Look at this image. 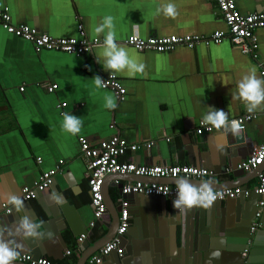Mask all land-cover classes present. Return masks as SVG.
<instances>
[{
    "label": "crops",
    "instance_id": "0c3cea01",
    "mask_svg": "<svg viewBox=\"0 0 264 264\" xmlns=\"http://www.w3.org/2000/svg\"><path fill=\"white\" fill-rule=\"evenodd\" d=\"M162 2L168 0H0L1 6L9 8L13 23L26 24L54 37H78V27L82 25L90 40H103L104 34L97 36L94 28L103 17L111 15L116 43L145 65L143 74L135 77L126 72L116 74L127 90L126 99L119 101L112 90L96 89L92 79L96 75L109 76L98 55L100 46L83 56L36 52L32 43L15 38L0 27V213L3 202L18 195L23 186L33 185L42 172L64 161L49 189L34 200L23 201L19 211L13 206L10 215H1L0 240L12 242L10 246L18 252L35 259L45 258L51 264H79L82 255L115 225V209L110 207L112 216L107 213L94 228L96 235L103 238L93 241V229L91 238L85 241L87 245L84 242V246H78V237L90 230L92 220L79 137L97 145L119 135L128 143L141 146L128 152L123 160L137 165H194L213 172L201 179L211 184L237 181L236 187L244 189L257 185V171L242 173L236 167L255 146L264 144V108L256 111L260 115L246 123L238 136L216 131L199 137L195 129L208 107L224 110L228 118L246 111L234 96L239 81L250 70L255 69L257 77L263 79L258 63L229 40L193 49L178 47L165 53L139 52L124 44L132 34L147 39L210 36L226 30L213 3L171 0L177 8L176 17L171 18L157 14ZM237 5L244 15L264 11V0H238ZM256 35L264 60V29ZM53 84L58 88L50 93L46 86ZM20 87H24L23 92ZM105 94L115 98L114 111L104 107ZM62 103L66 107L60 108ZM62 112L82 119L77 135L62 130ZM150 141H155L151 149L142 147ZM258 170L264 174V163ZM114 180L125 183L135 182L136 178L110 177L105 181L108 199L120 209V188ZM166 184L177 185V180ZM127 200L130 226L127 237L122 239L124 264H238L242 245L236 236H242L241 227H247L252 220L256 204V198L251 196L249 201L227 199L214 202L208 209L194 206L178 213L171 199L130 195ZM49 212L57 217H48ZM24 216L30 222H41L37 237L25 238L22 231H17ZM115 259L114 254L103 263L121 264ZM251 259L252 264H264V227Z\"/></svg>",
    "mask_w": 264,
    "mask_h": 264
},
{
    "label": "built area",
    "instance_id": "2783aa9c",
    "mask_svg": "<svg viewBox=\"0 0 264 264\" xmlns=\"http://www.w3.org/2000/svg\"><path fill=\"white\" fill-rule=\"evenodd\" d=\"M213 3L226 24V30L215 31L210 36L198 35H169L162 37L141 38L138 34H132L124 42V44L134 48L139 52L152 51L156 53H165L174 51L178 47H187L193 49L198 45L221 44L225 40H229L235 47L239 48L241 53L249 55L258 63L264 79V60L261 59L259 53L260 42L256 32L264 29V11L244 15L238 9V0H205ZM9 8L0 4V27L9 35L19 38L23 41L32 43L36 52L53 51L65 53L68 55L83 56L86 53H91L95 47H99L102 39L90 40L86 30L82 25H79L78 37H54L46 33H40L36 29L26 25H17L12 22ZM264 46V44H263ZM107 81L106 87L116 95L119 101L126 99V88L117 75L110 78L102 77ZM47 91L52 93L57 88V84L47 85ZM20 91H24V87H20ZM66 107V103H62L60 108ZM63 114V112H62ZM264 114V110H263ZM260 113H249L247 110L240 116L228 118L229 121H237L241 125V131L246 123L255 120ZM114 128V125L111 126ZM215 128L210 125H205L203 120H200L195 134L204 136L216 132ZM79 145L82 160L85 162L88 178V186L91 194L92 220L89 222L88 228L91 232L98 223H100L107 213V204L103 194V185L105 179L110 175H132L137 180L135 182L122 183L120 180H114V183L120 188L121 195V212L119 214V226L116 236L109 240L104 246L96 251L88 260L87 264H103L104 259L116 252L122 255L124 248L122 246L121 236L125 235L130 226V213L128 210L129 202L127 197L130 195H142L146 197H160L162 199H177V185H169L160 182L163 179H202L203 177L213 175V172L200 168L194 165H137L135 163L123 160L128 152H135L140 145H132L119 135H114L108 140L101 141L97 145H92L85 137H79ZM170 141V139H167ZM155 145V141H150L142 145L146 149H151ZM40 162L41 159H37ZM264 163V144L255 146L250 156L241 161L236 169L246 173H252ZM63 160L50 170L41 173L39 178L33 185H25L21 188L18 195L22 201H31L38 197L40 192L49 189L55 180V177L61 173ZM259 181L254 189H244L242 187L213 189L218 193L214 202L224 201L227 199H236L242 194L249 196L252 191L260 196L257 203V212L255 221L251 226V233L254 234L259 230L263 223L261 218L264 213V174L258 175ZM145 179H150L151 182H145ZM199 187V186H197ZM9 199L1 204V215H10L12 213L13 204L8 202ZM88 234H81L77 243L81 248L82 244L89 239ZM251 240H249V245ZM68 255L71 251L66 252ZM249 249H245L242 253L244 259H247ZM12 262L27 263V264H51L45 258L35 259L27 253H20L19 256Z\"/></svg>",
    "mask_w": 264,
    "mask_h": 264
},
{
    "label": "clouds",
    "instance_id": "9594fccd",
    "mask_svg": "<svg viewBox=\"0 0 264 264\" xmlns=\"http://www.w3.org/2000/svg\"><path fill=\"white\" fill-rule=\"evenodd\" d=\"M156 11L157 14L163 13L165 17L175 18L177 15L176 5L171 0H168L167 3L162 2ZM94 32L97 36L104 34L98 55L103 60V70L109 73L110 78L124 72L129 77L143 74L145 65L140 62L139 57L116 43L114 18L111 15L103 17L101 22L95 26ZM99 62L97 60V63ZM92 79L96 89L99 90L106 87L107 81L103 80L102 77L96 75ZM234 98L240 100L249 113H254L264 108V79L257 77L255 69L250 70L248 74L241 78ZM104 99V107L114 111L117 107L115 98L111 94H105ZM208 108L209 111L203 116L205 125H210L221 131V134L228 132H231L233 136L240 134V123L235 120L229 121L227 112L213 107ZM62 115V130L73 136L77 135L81 131L82 119L69 113H63ZM211 183V181H203L197 187L187 179H178V194L177 199L173 200V207L179 209L181 213L192 209L194 206L210 208L218 195L211 188ZM8 202L13 204L18 211L23 208V201L17 196H11ZM40 225L41 222H30L29 218L24 216L19 222L17 231H22L25 238H35L39 235L36 229ZM11 243L0 240V264H11L19 256V252L10 246ZM214 255L216 254L214 253Z\"/></svg>",
    "mask_w": 264,
    "mask_h": 264
},
{
    "label": "water",
    "instance_id": "95a60500",
    "mask_svg": "<svg viewBox=\"0 0 264 264\" xmlns=\"http://www.w3.org/2000/svg\"><path fill=\"white\" fill-rule=\"evenodd\" d=\"M232 170V169H230ZM235 170V168L233 169ZM238 170V169H236ZM238 171H241V170H238ZM256 175H260L261 174V171H259L258 169L255 170L254 172H256ZM242 173H244V171H241ZM129 176H132V175H110L108 176L105 181L110 178V177H116V179H121V178H125V177H129ZM133 177V176H132ZM180 179V178H178ZM178 179H163V180H160V182H165L166 181H175V180H178ZM137 180V179H136ZM204 180H201V179H196L195 183L194 182H190L191 184L193 185H198L200 186V184L203 182ZM237 181H233L232 183L229 182V184H211V188L212 189H223V188H227V187H236L237 184H236ZM105 183V182H104ZM105 185V184H104ZM104 185H103V194H104V197H105V202L106 204L108 205L107 208V213L109 214V216H112L111 212H110V207H112L113 209H115V213L116 215L115 216H112L113 219H114V222H115V225L112 226L111 230H110V233L107 234V236L102 239L101 241H99L98 243L95 244V246L93 247V249H90L89 251L85 252L80 261H79V264H86L87 260L96 252L98 251L102 246H104L109 240H111L114 236H116V232H117V228L119 226V214L121 212V207L120 209H117L113 206V204L110 202V200L108 199V196H107V193H106V189L104 188ZM43 192H40L39 194L41 195ZM256 193L254 192V190L252 191V193L249 195V196H245L244 194H242L240 197L236 198V199H233V200H239V199H247L248 201L251 199V196L252 197H255L256 198V204L254 206V203L252 202L250 204L251 207L254 206V215L252 217V220L248 223V226L247 227H241V230H240V233H245L244 235L242 234V236L239 238L238 236H236L238 239H239V242L241 243L242 245V248L240 250L241 252V260L238 264H252V254H253V250L254 248L256 247V244H257V241H258V237H259V233L261 231V229L264 227V224L262 225V227L257 230V232H255L254 234L251 233V226L253 224V222L255 221V214L257 212V203L260 199V196L259 195H256ZM152 198H156V199H162L160 197H152ZM254 200V198H253ZM252 200V201H253ZM173 201V200H171ZM214 204V202L212 203V205ZM177 212L178 213H181L179 209H177ZM39 212H36V216L39 218L41 217L40 214H38ZM106 213V214H107ZM45 214L48 215V212L45 210ZM105 214V215H106ZM248 214V213H247ZM51 216H54V217H57L55 213H50L49 212V216L48 217H51ZM248 218V216H247ZM264 221V213H263V217L261 218V222L263 223ZM136 224H133V226H135ZM86 233L85 234H88L89 236L92 234L89 230H86L85 231ZM61 237L63 238V236L61 235ZM127 237V234L121 236V239L123 238H126ZM249 240H251V244L249 245ZM85 245H87V243L85 242ZM84 246V244H83ZM245 249H249V254H248V257L247 259H244L243 256H242V253ZM116 255V261H118L119 263L121 264H124V262H121L123 257L125 256V254L123 255H118L116 252L112 253L111 255L107 256L106 258H109L111 257L112 255ZM15 263H18V264H27V263H19V262H15ZM104 264V263H103Z\"/></svg>",
    "mask_w": 264,
    "mask_h": 264
},
{
    "label": "trees",
    "instance_id": "16d2710c",
    "mask_svg": "<svg viewBox=\"0 0 264 264\" xmlns=\"http://www.w3.org/2000/svg\"><path fill=\"white\" fill-rule=\"evenodd\" d=\"M2 129L3 128H0V130H2ZM117 193H118V190H115V194H117ZM91 236L93 237V239H92L93 241L99 240L100 238H103L102 237L103 235H96V229H94L93 234Z\"/></svg>",
    "mask_w": 264,
    "mask_h": 264
},
{
    "label": "rangeland",
    "instance_id": "374dc122",
    "mask_svg": "<svg viewBox=\"0 0 264 264\" xmlns=\"http://www.w3.org/2000/svg\"><path fill=\"white\" fill-rule=\"evenodd\" d=\"M57 53V52H56ZM62 54V53H61ZM63 55H67V54H65V53H63Z\"/></svg>",
    "mask_w": 264,
    "mask_h": 264
}]
</instances>
